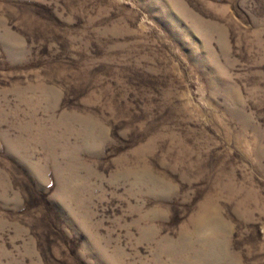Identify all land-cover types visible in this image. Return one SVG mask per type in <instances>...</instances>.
I'll return each mask as SVG.
<instances>
[{"label":"rangeland","instance_id":"374dc122","mask_svg":"<svg viewBox=\"0 0 264 264\" xmlns=\"http://www.w3.org/2000/svg\"><path fill=\"white\" fill-rule=\"evenodd\" d=\"M0 264H264V0H0Z\"/></svg>","mask_w":264,"mask_h":264}]
</instances>
